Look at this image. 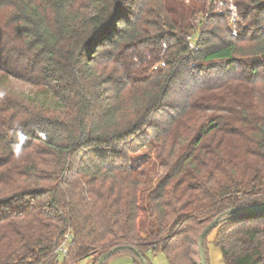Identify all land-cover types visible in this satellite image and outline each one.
Returning a JSON list of instances; mask_svg holds the SVG:
<instances>
[{
	"label": "trees",
	"instance_id": "obj_1",
	"mask_svg": "<svg viewBox=\"0 0 264 264\" xmlns=\"http://www.w3.org/2000/svg\"><path fill=\"white\" fill-rule=\"evenodd\" d=\"M219 2L0 0V264H202L216 219L208 264L214 233L225 264H264V212L225 215L264 203V0H232L236 37Z\"/></svg>",
	"mask_w": 264,
	"mask_h": 264
},
{
	"label": "rangeland",
	"instance_id": "obj_2",
	"mask_svg": "<svg viewBox=\"0 0 264 264\" xmlns=\"http://www.w3.org/2000/svg\"><path fill=\"white\" fill-rule=\"evenodd\" d=\"M227 1V0H226ZM189 4V2H186ZM196 34L193 33L192 37H195ZM154 71V70H152ZM18 88H22L19 87ZM134 162L137 166L138 176L142 180V183L146 184V189H153L156 185L163 179L165 172L161 167L160 161L158 160L154 150H144L134 156ZM142 203L145 202L141 200ZM142 222L146 224L148 222V217L144 213L142 216ZM143 237L147 235L142 234ZM215 239V233L210 235L208 238V260L209 264H225L222 258L221 250L214 245L213 241ZM205 254V252H204ZM147 258L150 264H169L166 258L162 253H147ZM206 264H208L207 257L205 255ZM60 262L63 259H59ZM76 264H95L94 258H84L78 261ZM107 264H134V260L130 255L118 254L117 256L112 257Z\"/></svg>",
	"mask_w": 264,
	"mask_h": 264
},
{
	"label": "built area",
	"instance_id": "obj_3",
	"mask_svg": "<svg viewBox=\"0 0 264 264\" xmlns=\"http://www.w3.org/2000/svg\"><path fill=\"white\" fill-rule=\"evenodd\" d=\"M209 1L214 2L215 0H209ZM222 7L227 8L229 10V15H230L229 24L232 28V36L236 37L237 36V26L241 20L239 14H238V9L233 4L232 0H227L225 3H223V2L216 3V9L218 11H220L221 14H223V12H221V10H220V8H222ZM198 39H199V34H197L195 37L188 38V44H189V47L192 51L196 49ZM163 47H164V50H166L167 46L164 45ZM159 67L164 68L165 63L160 62L159 64H157L153 68V70H156ZM71 243H72V236L70 233H67L64 236L63 243L61 244V246L56 251V257L58 259H64L65 258V256L69 253Z\"/></svg>",
	"mask_w": 264,
	"mask_h": 264
},
{
	"label": "water",
	"instance_id": "obj_4",
	"mask_svg": "<svg viewBox=\"0 0 264 264\" xmlns=\"http://www.w3.org/2000/svg\"><path fill=\"white\" fill-rule=\"evenodd\" d=\"M259 211L264 212V203L233 208L230 211H227L225 213V215H237V214H242V213H246V212L247 213H253V212L255 213V212H259ZM218 221H219V219H216L209 227H207V229H205V231L200 236L199 249H200L202 264H206V259H205V254H204V240L214 230ZM125 248L130 249V250H134V248H132L131 246L117 247V248L112 249L111 251L105 253L104 255H102L98 264H104L117 251L125 249ZM134 252L139 257V259L141 260V262L143 264H148V262L145 260V258L140 253H138L137 251H134Z\"/></svg>",
	"mask_w": 264,
	"mask_h": 264
}]
</instances>
